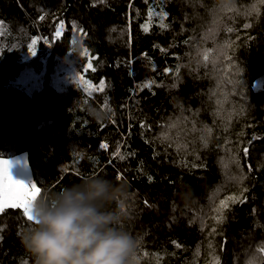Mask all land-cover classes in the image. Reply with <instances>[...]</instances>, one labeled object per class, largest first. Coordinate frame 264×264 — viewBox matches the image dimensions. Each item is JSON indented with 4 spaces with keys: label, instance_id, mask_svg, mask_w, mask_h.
<instances>
[{
    "label": "trees",
    "instance_id": "obj_1",
    "mask_svg": "<svg viewBox=\"0 0 264 264\" xmlns=\"http://www.w3.org/2000/svg\"><path fill=\"white\" fill-rule=\"evenodd\" d=\"M0 24V159L37 199L104 177L140 264H264V0H0ZM32 222L0 213V264H35Z\"/></svg>",
    "mask_w": 264,
    "mask_h": 264
},
{
    "label": "clouds",
    "instance_id": "obj_2",
    "mask_svg": "<svg viewBox=\"0 0 264 264\" xmlns=\"http://www.w3.org/2000/svg\"><path fill=\"white\" fill-rule=\"evenodd\" d=\"M124 184L86 177L33 202L32 224L21 234L35 264H140L139 242L123 227Z\"/></svg>",
    "mask_w": 264,
    "mask_h": 264
},
{
    "label": "snow or ice",
    "instance_id": "obj_3",
    "mask_svg": "<svg viewBox=\"0 0 264 264\" xmlns=\"http://www.w3.org/2000/svg\"><path fill=\"white\" fill-rule=\"evenodd\" d=\"M41 19H43V17H41ZM30 53L31 55H35V50L30 49ZM85 55H87V50H85ZM89 68H92L91 63H89ZM78 79H83V77H79ZM101 84H103V82H101ZM100 90L103 91V87H101ZM101 147L107 148L108 146L107 144H103ZM245 153H247V149H245ZM114 155L120 156V153L117 152L114 153ZM120 158L123 159L124 157L120 156ZM9 167L10 161L0 159V213H3L7 208L22 209V215L26 217L28 221H33L32 205L33 202L37 200V194L40 189L35 184L29 186L24 182L13 179V177L9 175ZM249 170H251V166H249ZM116 178L117 180L123 179L121 174H117ZM228 199L232 200V202H236L237 198L229 197ZM227 206V201H221L220 209H217V211L219 212ZM220 219H222V216L217 217L218 221ZM260 252H264V247L260 248Z\"/></svg>",
    "mask_w": 264,
    "mask_h": 264
},
{
    "label": "rangeland",
    "instance_id": "obj_4",
    "mask_svg": "<svg viewBox=\"0 0 264 264\" xmlns=\"http://www.w3.org/2000/svg\"><path fill=\"white\" fill-rule=\"evenodd\" d=\"M0 33H1V24H0ZM134 63L143 68L145 71L150 72V64L145 59L135 60ZM148 84V82L144 79L139 82V87L143 88ZM183 105L179 101H174L173 109L170 112L169 116L166 119V123L168 126L173 127L176 124L181 122V110ZM10 161V167L8 169L9 175L13 177V179L24 182L25 184L31 186L34 184L32 180V174L29 167V162L26 155H18L13 158L4 159ZM38 195V194H37Z\"/></svg>",
    "mask_w": 264,
    "mask_h": 264
}]
</instances>
